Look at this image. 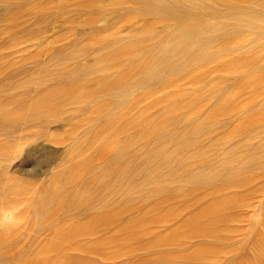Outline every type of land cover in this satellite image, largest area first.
<instances>
[{
  "label": "rangeland",
  "instance_id": "374dc122",
  "mask_svg": "<svg viewBox=\"0 0 264 264\" xmlns=\"http://www.w3.org/2000/svg\"><path fill=\"white\" fill-rule=\"evenodd\" d=\"M151 2L0 0V264H264V56Z\"/></svg>",
  "mask_w": 264,
  "mask_h": 264
},
{
  "label": "bare ground",
  "instance_id": "6f19581e",
  "mask_svg": "<svg viewBox=\"0 0 264 264\" xmlns=\"http://www.w3.org/2000/svg\"><path fill=\"white\" fill-rule=\"evenodd\" d=\"M179 2H181L182 4H186L187 5L186 8H184L181 5V3L159 5V3H156L155 0H153V2H151V4L149 3L150 4L149 8H158L162 11L164 10L166 12V14L167 13H170V14L176 13L177 15L184 16L185 18H191V17L206 16V6L212 2L219 3V5L221 6L220 10L219 11L218 10H215V11L212 10L211 11V14H212L211 18L212 19L210 21L212 22L215 19H217L218 17H220L221 19L219 22L208 25V29H207L211 34H215V33H217V34H215V36H213L209 33V35L207 36L208 37L207 41L208 40L213 41L216 38V35H220V33L223 34L224 37L227 36V34H230L231 31H229V29H228L229 26H226V25H229L232 20H235V25H238L239 27H243V28L244 27L248 28L254 34V36L252 38L247 37V38L241 39L240 42L238 43L239 45L235 47V50L237 52H240L243 50V48L245 46H250L254 50H257L258 52H262V54L264 56V9L260 8V5L264 6V0H179ZM199 12L202 14H199ZM226 12H228V14H225ZM217 14H221V15H217ZM173 35H175L174 38H173ZM166 38H169V40L167 39V42L161 48L163 51V53H162V59L163 60H166L165 58L168 56L178 55V52H179V49H181V46L187 47L188 51L190 49L193 51V48L191 46L187 45V39H190V37L187 35V33H183L181 31L174 30V31H172V33L168 34L161 41L166 40ZM151 64H153V65H151V67L153 68L154 60H151ZM248 68H254V66L252 65L251 67H248ZM122 78L123 77L120 75H115L114 78L112 77L110 79L104 80L102 82V84L107 89H112L114 91H115L116 87L123 85L121 90L124 93V92H126L127 88H133L135 81H131V82H127V83H121ZM257 80H260V77L254 76L253 81L256 82ZM130 91H132V90H130ZM127 93H128V91H127ZM63 95H64L63 98L66 100H68L69 97L71 96L70 91H66V92L64 91ZM224 98H225V95H224ZM62 102H63V100H62ZM263 132H264V127L260 128L257 131V135H259L260 133H263ZM183 135H184V133H183ZM234 165L235 164H232L228 159L224 160V162H221V163L209 164L203 171H201L200 176L201 175H203V176H206V175L220 176L222 179H224L226 181V179L229 178L230 173H233V170L236 169V165L235 166ZM199 229L201 231H203L204 229H206V226L200 224ZM185 251H187V250H185ZM200 254H202V253H200ZM193 257L196 258L198 256H196V257L193 256ZM202 257H204V255ZM190 258L192 259V257H190ZM190 258H187V261ZM199 258H201V256H199Z\"/></svg>",
  "mask_w": 264,
  "mask_h": 264
}]
</instances>
